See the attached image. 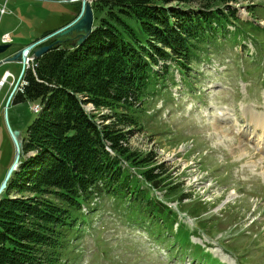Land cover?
<instances>
[{"label":"trees","instance_id":"16d2710c","mask_svg":"<svg viewBox=\"0 0 264 264\" xmlns=\"http://www.w3.org/2000/svg\"><path fill=\"white\" fill-rule=\"evenodd\" d=\"M229 2L93 0L94 29L82 45L67 37L46 43L51 49L26 70L12 99L40 110L0 196V264H67L93 205L111 202L176 255L200 260L201 248L169 206L180 191L154 154L129 141L143 126L146 104L173 81V66L189 83L191 65L239 44L242 34L260 42L254 11L245 21ZM12 165L1 170L0 187ZM203 261L217 264L212 256Z\"/></svg>","mask_w":264,"mask_h":264},{"label":"rangeland","instance_id":"374dc122","mask_svg":"<svg viewBox=\"0 0 264 264\" xmlns=\"http://www.w3.org/2000/svg\"><path fill=\"white\" fill-rule=\"evenodd\" d=\"M231 1L245 21L252 20L254 11V24L263 29L257 33L260 42L242 34L239 44L229 42L191 65L189 83L173 66V81L150 98L143 126L129 141L131 149L154 154L169 176L167 183L177 186L180 194L168 197L169 206L180 214L203 256L198 261L188 252L176 255L150 228L135 224L111 202L93 205L67 264H205V256L217 264H264V127L259 125L264 122V0ZM8 8L12 13L0 16V44L10 30L14 41L0 54V63L57 31L75 17L78 4L8 0ZM6 70L14 77L0 91V174L16 154L10 132H19L21 140L36 117L34 104L13 105L11 99L7 108L23 68L0 65V80ZM184 194L190 197L179 205Z\"/></svg>","mask_w":264,"mask_h":264},{"label":"water","instance_id":"95a60500","mask_svg":"<svg viewBox=\"0 0 264 264\" xmlns=\"http://www.w3.org/2000/svg\"><path fill=\"white\" fill-rule=\"evenodd\" d=\"M76 2H81V11L80 14L78 15V17L76 19H74L72 22H70L69 24H67L66 26L60 28L59 30L55 31L54 33H52L51 35L47 36L46 38L29 45L28 47L19 50L17 52H15L12 56L6 58L5 60H3L1 62V64H8V63H22V72L21 75L15 85V88L10 96V99L7 102V108L10 105V100L12 99L13 95L15 94L16 90H17V86L19 85L20 79L23 76V73L25 71V63L27 62V53L29 51H33L32 54V58L34 60H37L39 58H41L44 54H46L50 49H51V45H43V46H39L40 44H42L45 41H51L54 39H58V38H71L73 40V45L74 46H80L82 45L86 39L88 38V36L92 33L93 29H94V11H93V7H92V0H76ZM12 47V45H0V54H3L5 52H7L10 48ZM11 133V137L14 141L15 147H16V159L15 162L13 164V166L10 168V170L7 173V176L3 182V184L0 187V196L1 194L5 191L6 187H7V183L9 182L12 174L14 171L17 170L18 166H19V160L21 157V149H20V133L19 132H15L13 133L12 131Z\"/></svg>","mask_w":264,"mask_h":264},{"label":"built area","instance_id":"2783aa9c","mask_svg":"<svg viewBox=\"0 0 264 264\" xmlns=\"http://www.w3.org/2000/svg\"><path fill=\"white\" fill-rule=\"evenodd\" d=\"M7 6H8V0H5V2L3 4H0V14H1V16L9 13V10H8ZM9 43H12V39L10 38L9 35H5L2 38V44H9ZM29 54L27 56H29ZM26 66H28L29 68L31 67L33 69L36 67V65L34 64V61H32L31 63L29 61H27ZM34 108H33V110H34Z\"/></svg>","mask_w":264,"mask_h":264},{"label":"crops","instance_id":"0c3cea01","mask_svg":"<svg viewBox=\"0 0 264 264\" xmlns=\"http://www.w3.org/2000/svg\"><path fill=\"white\" fill-rule=\"evenodd\" d=\"M39 4H43V3H46V4H52V3H54L55 2V0H36ZM62 1H64V2H66V0H62ZM79 11H80V7H78L77 8V10H75V17H73L70 21H68L67 23H65L63 26H65V25H67L69 22H71L73 19H75L77 16H78V14H79ZM62 26V27H63ZM62 27H60V28H62ZM59 28V29H60ZM7 34H10V36L12 37V34H11V30L10 31H6L4 34H2V36H4V35H7Z\"/></svg>","mask_w":264,"mask_h":264},{"label":"bare ground","instance_id":"6f19581e","mask_svg":"<svg viewBox=\"0 0 264 264\" xmlns=\"http://www.w3.org/2000/svg\"><path fill=\"white\" fill-rule=\"evenodd\" d=\"M8 76V75H7ZM5 81V80H4ZM34 112L35 113H38L39 112V107L38 106H36L35 108H34ZM259 125H261L262 127H264V122L262 123V124H259Z\"/></svg>","mask_w":264,"mask_h":264}]
</instances>
